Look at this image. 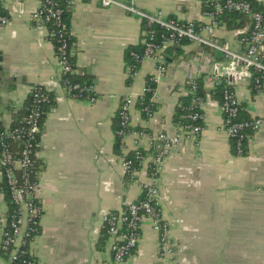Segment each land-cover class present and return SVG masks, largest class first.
<instances>
[{"label":"crops","instance_id":"0c3cea01","mask_svg":"<svg viewBox=\"0 0 264 264\" xmlns=\"http://www.w3.org/2000/svg\"><path fill=\"white\" fill-rule=\"evenodd\" d=\"M133 1L137 8L166 18L200 26L211 22L203 0ZM253 1L264 9V0ZM38 6L39 0H0V10L9 19L0 29V128L21 120L33 86H42L55 100L46 111L38 151L37 195L43 215L40 233L30 245L37 264H114L102 218L141 197L154 144L160 134L183 133L173 122L175 110L188 94L187 80L197 78L203 79L207 92L203 130L173 148L160 178L159 200L174 264H264V126L249 133L246 153H235L221 129L222 104L213 97L224 79L235 91L241 116L264 120V82L258 90L248 78L228 76L220 52L193 43L181 47L182 55H169L164 74L158 75L154 62L144 59L132 77L126 54L130 47L142 46L143 22L120 8L86 0L70 11L72 55L77 75L91 77L97 100L69 98L61 85L50 29L31 22ZM249 31L248 23L235 29L218 23L214 36L241 52ZM153 77L156 110L145 118L136 105ZM128 96L136 100L131 134L117 152L116 119ZM138 148L147 160L128 179L123 160ZM158 255L159 236L145 219L139 245L123 264H159ZM0 264H11L2 252Z\"/></svg>","mask_w":264,"mask_h":264},{"label":"built area","instance_id":"2783aa9c","mask_svg":"<svg viewBox=\"0 0 264 264\" xmlns=\"http://www.w3.org/2000/svg\"><path fill=\"white\" fill-rule=\"evenodd\" d=\"M86 0H39V6L31 14V22L37 27L48 26L56 45V58L61 85L67 96L73 99L95 103L97 96L93 86L83 90L70 81V76L77 74L71 62L72 30L64 18L80 2ZM102 8L117 7L128 14L141 19L145 37L143 52H131L136 63L129 65L130 74L136 76L144 59L155 64L158 75L167 71L165 50L170 45H179L183 40L220 52L227 62V75L234 79L248 78L261 89L264 82V10H256L249 0H204L211 10L205 15L210 18L208 25L197 26L193 22H183L175 18H166L161 12L150 13L137 8L133 0H95ZM223 11H238L251 20L249 34L243 39L244 50L235 52L226 44L215 39L214 32L218 24L216 16ZM8 17L0 10V29L7 26ZM153 26H159L168 33L162 40L156 38ZM226 81V80H225ZM150 78L138 99L151 91ZM227 82V81H226ZM228 84V83H227ZM229 85V84H228ZM230 86V85H229ZM194 89L189 90L193 93ZM49 91L42 86H33L29 93V106L22 122L14 127L0 129V252L8 254L11 264H35L30 262V245L40 233V221L43 207L39 201V160L38 151L43 128L44 105L49 102ZM155 95V94H154ZM154 97L151 99L153 101ZM136 100L132 96L123 99L117 117L120 120L118 135L123 141L131 134L130 112ZM199 103V100L196 104ZM199 107L202 109V103ZM147 118L155 111L143 108ZM224 115L222 130L230 140L238 142V154H243L242 142L248 139L250 132H258L264 126L262 118L240 119L241 107L234 90H226L222 103ZM193 121L202 120L203 115L195 113ZM203 130L202 126H190L182 134L168 136L160 134L154 144L151 161L147 165V182L142 183L141 197L127 202L122 210L110 212L102 221L107 235L111 238L113 263L123 264L137 249L141 237L142 225L148 219L151 228L159 236V264H174L175 252L169 238V226L163 220L159 200L160 178L166 158L173 148L180 144L185 136L196 139ZM133 159L127 156L123 160L126 175L132 178L141 171L147 156L142 149H135ZM131 152V153H132ZM135 162L138 168L135 167Z\"/></svg>","mask_w":264,"mask_h":264},{"label":"trees","instance_id":"16d2710c","mask_svg":"<svg viewBox=\"0 0 264 264\" xmlns=\"http://www.w3.org/2000/svg\"><path fill=\"white\" fill-rule=\"evenodd\" d=\"M249 1L252 3L253 7L256 10H259V11L264 10L263 8H260L259 5L255 1H253V0H249ZM204 3H205V1H204ZM210 10H211V8L209 7V5L205 3L204 12L206 13V12H209ZM64 18H65V21L67 22V24L69 26V30H71L70 12H68V11L65 12ZM170 18H175V17H170ZM175 19H177V18H175ZM216 20L218 23L226 24L229 29L241 28L247 23L250 24V29H251L250 18L247 15H245L241 12H238V11H231V12L223 11L221 13H218L216 16ZM195 24L197 26H199L198 23H195ZM152 30L155 31L156 38L159 40V43L162 40V36L168 35V33H166V31L161 29L159 26H153ZM71 42H72V46H71V51H72L73 50V42H74L73 36H72ZM187 43H189V42L183 40L179 43V45H172V46L170 45L168 48H166V50H165L166 60L169 57V55H171V56L174 55L175 57L182 55L183 51H182L181 47L186 45ZM55 45H57V44L55 43ZM131 52L142 53L143 52V46L130 47L128 49L127 54H126V59H127L128 65H134L136 63V61L134 60V58L130 54ZM72 53H73V51H72ZM70 60L73 64V55H71ZM149 79L150 78H148V80ZM70 81L74 85H78L79 88L83 90L82 92H80L83 97H85L87 94L85 91V88L92 85V79H91V77H89L87 75L81 76V75L75 74L73 76H70ZM253 86L255 87L254 83H253ZM149 87L151 88V91L146 93L142 99H138L136 106L141 110L147 106L150 108V110L155 111L156 110V103H153L151 101V99L154 97L156 84L154 82H149ZM186 87L188 88V91L191 89L192 90L194 89V92L187 94L186 96L182 97L179 100V103H178L176 110H175L173 122L179 128L184 129V130H186L190 126H195V125H199V126L204 127L203 119L193 121L191 118V116L195 113H199V114L203 115V117H204L203 110L199 107L200 102L204 103L205 99L207 97V92L205 90L203 79L202 78L188 79L186 82ZM226 90H233V88H232V86H229L224 79H222V82L220 84H218V86L216 87V90H215V94L213 95V97L217 101H219L221 104L223 103L224 93ZM48 95H49V102L44 105L45 114L43 116V120L45 118L46 111L54 105V101H55L53 93L49 92ZM198 100H199V103L196 104L198 102ZM29 102H30V100H29ZM28 106H29V103H28ZM26 110H25L23 116H21V120L17 124L12 125V127H14V126H16L22 122V120L24 119ZM142 113H143V116L145 118H147V115L145 114V112L142 111ZM240 119L245 120V119H248V117L244 114H242V116H241V112H240ZM0 129H3V128H0ZM119 130H120V120L117 117L116 127H115V132H116V137H117L115 150L117 152H120L121 148L123 146L122 138L118 135ZM231 143H232L233 151L235 153H238V147H239L238 142L232 139ZM245 143H246V141L242 142V144H241V149H243V154L246 153ZM127 157L133 159V152L130 153ZM134 165H135V167L138 168V164L136 162ZM126 178L134 179L130 175H126ZM2 253L5 254L4 252H2ZM5 255L7 258L9 257L8 254H5ZM29 256H30L29 258L27 256V259H29L30 262L37 264V259L31 253Z\"/></svg>","mask_w":264,"mask_h":264},{"label":"water","instance_id":"95a60500","mask_svg":"<svg viewBox=\"0 0 264 264\" xmlns=\"http://www.w3.org/2000/svg\"><path fill=\"white\" fill-rule=\"evenodd\" d=\"M1 55V54H0ZM21 112H18V114H20ZM5 123V122H4Z\"/></svg>","mask_w":264,"mask_h":264}]
</instances>
